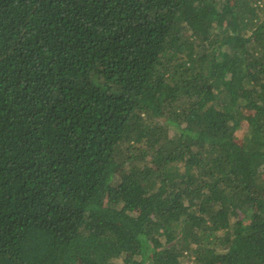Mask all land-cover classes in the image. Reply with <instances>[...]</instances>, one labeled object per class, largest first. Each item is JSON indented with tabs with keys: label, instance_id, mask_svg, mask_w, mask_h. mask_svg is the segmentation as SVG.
<instances>
[{
	"label": "trees",
	"instance_id": "obj_1",
	"mask_svg": "<svg viewBox=\"0 0 264 264\" xmlns=\"http://www.w3.org/2000/svg\"><path fill=\"white\" fill-rule=\"evenodd\" d=\"M264 264V0H0V264Z\"/></svg>",
	"mask_w": 264,
	"mask_h": 264
},
{
	"label": "rangeland",
	"instance_id": "obj_2",
	"mask_svg": "<svg viewBox=\"0 0 264 264\" xmlns=\"http://www.w3.org/2000/svg\"><path fill=\"white\" fill-rule=\"evenodd\" d=\"M184 263L185 264H193L190 259H186Z\"/></svg>",
	"mask_w": 264,
	"mask_h": 264
}]
</instances>
